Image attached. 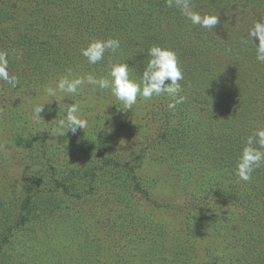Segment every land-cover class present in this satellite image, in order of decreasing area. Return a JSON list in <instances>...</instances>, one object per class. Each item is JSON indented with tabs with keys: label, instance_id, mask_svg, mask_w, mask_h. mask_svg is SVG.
<instances>
[{
	"label": "rangeland",
	"instance_id": "rangeland-1",
	"mask_svg": "<svg viewBox=\"0 0 264 264\" xmlns=\"http://www.w3.org/2000/svg\"><path fill=\"white\" fill-rule=\"evenodd\" d=\"M191 4L217 25L194 26L166 0H0L40 23L28 48L38 52L15 64L21 50L0 24L18 80H0V264H264V164L248 182L236 175L264 128V64L248 39L264 0ZM107 38L118 52L88 64L81 48ZM153 45L178 57L186 100L175 111L166 96L122 110L92 86L47 102L69 69L100 78L125 62L139 82ZM73 103L88 127L56 136Z\"/></svg>",
	"mask_w": 264,
	"mask_h": 264
},
{
	"label": "clouds",
	"instance_id": "clouds-1",
	"mask_svg": "<svg viewBox=\"0 0 264 264\" xmlns=\"http://www.w3.org/2000/svg\"><path fill=\"white\" fill-rule=\"evenodd\" d=\"M166 3L169 8L178 9L194 26L213 29L218 23L217 15H202L194 11L191 0H166ZM248 39L255 42L256 60L264 64V20L254 23L248 32ZM120 46L121 42L115 38L95 39L81 48L80 55L87 60L88 64L95 65L105 58L106 52L117 53ZM147 54L149 59L139 82L130 78V66L125 62L113 63L107 76L100 78L91 73L76 76L69 69L67 74L55 82L54 86L48 88L47 96L50 100L47 102L55 100L60 105V101L67 95L76 94L84 87L92 86L108 90L123 105L122 110H131L137 104L138 97L151 100L166 96L170 98L167 104L168 109L175 111L177 105L183 104L186 100V97L181 94L183 89L180 81L184 79V76L178 57L173 50L158 45L151 46ZM8 68V52L0 51V80L15 87L18 83L17 77L11 75ZM47 102L40 103L34 108L33 115L37 123L43 120L39 114ZM65 111V117L57 122L54 129L56 136L64 135L66 132L75 134L78 129L84 131L88 127V121L80 115L79 104H70ZM262 164H264V128H257L247 137L239 153L236 175L241 181L248 182L251 180L252 173Z\"/></svg>",
	"mask_w": 264,
	"mask_h": 264
},
{
	"label": "trees",
	"instance_id": "trees-1",
	"mask_svg": "<svg viewBox=\"0 0 264 264\" xmlns=\"http://www.w3.org/2000/svg\"><path fill=\"white\" fill-rule=\"evenodd\" d=\"M4 5H5V7L6 6L8 7V5L6 3ZM5 7H2V8L0 7V24L4 21L8 20V25L10 28L9 43H13V45L16 49L21 50V52L17 55H15V52H14V54H12L10 56L11 60L13 61L14 58H16V60L14 61V64L18 58H21V56H27L28 60H29V58H31V60H32V58H33L32 55H34V51L36 50L38 52V49L36 48L33 52H31L30 50H28V48H29V45H31L30 43H32L31 39L36 37V35H37V31H35L34 28L39 30L40 29L39 28L40 23L35 25L34 28L32 26H33V24H35L36 22H39V21L29 20V19H23L22 20V19H20V17L18 18V16H17V15L22 16V13H19L18 10L14 11L10 8H5ZM20 22H21V24L25 23V25L24 24L23 25L28 30H31V31L26 32V29H24L25 31L22 34H20V35L17 34L16 31H18V29H19V28H17V26L20 25ZM15 28H17V29H15ZM71 43H73V42L71 41ZM19 55H21V56H19Z\"/></svg>",
	"mask_w": 264,
	"mask_h": 264
}]
</instances>
